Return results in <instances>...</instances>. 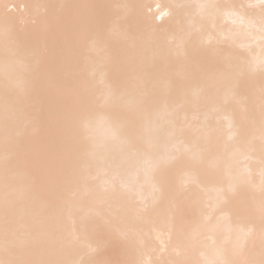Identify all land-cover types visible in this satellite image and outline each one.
Instances as JSON below:
<instances>
[{"label": "snow or ice", "instance_id": "obj_1", "mask_svg": "<svg viewBox=\"0 0 264 264\" xmlns=\"http://www.w3.org/2000/svg\"><path fill=\"white\" fill-rule=\"evenodd\" d=\"M0 61V264H264V0H0Z\"/></svg>", "mask_w": 264, "mask_h": 264}, {"label": "bare ground", "instance_id": "obj_2", "mask_svg": "<svg viewBox=\"0 0 264 264\" xmlns=\"http://www.w3.org/2000/svg\"><path fill=\"white\" fill-rule=\"evenodd\" d=\"M4 3L9 4H32V3H55V4H76V3H119V2H141V0H2ZM145 2H150L153 5L159 3V4H165V3H184L189 2V0H145ZM241 2H249V0H241ZM254 2V0H253ZM153 11H157L155 8H153ZM167 11V10H165ZM164 23H167V17L164 18ZM260 77L257 75L252 79L249 86L243 93V103L239 106H236L233 111L236 113H239L242 111V109L247 108L248 110L255 109L257 112L259 111L260 106ZM0 86H2V61H0ZM225 117L231 118L232 112L225 113ZM225 125L227 124V119H223L222 121ZM98 132L101 136H107L109 135V132L106 128L101 126L98 129ZM258 143V140H257ZM3 156V148L2 143H0V157ZM259 153L258 151L253 154L252 160L247 162L248 166H251L254 174L253 183L251 185H248L244 188H241L237 195V201L239 203H243L249 208L257 210V216H258V209L260 205L261 200V193H260V165H259ZM14 169L19 173L21 184L19 185V190L17 192V199L23 201V187H22V181H23V174H24V166L22 160L15 156L13 157L12 161ZM3 191V185L2 182H0V195H2ZM209 195H211L209 193ZM23 207L21 208V211H25ZM247 218H245L246 222ZM258 241V237H257ZM201 252L204 253V255H200L197 253L196 258L197 259H204L207 257L208 253L207 250L201 249Z\"/></svg>", "mask_w": 264, "mask_h": 264}]
</instances>
